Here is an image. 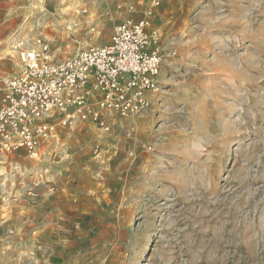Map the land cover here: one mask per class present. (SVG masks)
Masks as SVG:
<instances>
[{
  "label": "rangeland",
  "instance_id": "obj_1",
  "mask_svg": "<svg viewBox=\"0 0 264 264\" xmlns=\"http://www.w3.org/2000/svg\"><path fill=\"white\" fill-rule=\"evenodd\" d=\"M3 7L22 9L10 30L26 48L47 41L53 61L150 12L164 63L149 109L110 116L107 131L59 129L36 159L3 158L0 238L2 226L20 227L23 264H40L43 245L56 264L94 250L112 264H264V0Z\"/></svg>",
  "mask_w": 264,
  "mask_h": 264
},
{
  "label": "built area",
  "instance_id": "obj_2",
  "mask_svg": "<svg viewBox=\"0 0 264 264\" xmlns=\"http://www.w3.org/2000/svg\"><path fill=\"white\" fill-rule=\"evenodd\" d=\"M146 16L116 22L106 43L53 61L47 41L11 45L20 72L0 68V163L18 151L36 159L57 131L90 121L108 130L110 116L149 109L160 90L163 55Z\"/></svg>",
  "mask_w": 264,
  "mask_h": 264
},
{
  "label": "crops",
  "instance_id": "obj_3",
  "mask_svg": "<svg viewBox=\"0 0 264 264\" xmlns=\"http://www.w3.org/2000/svg\"><path fill=\"white\" fill-rule=\"evenodd\" d=\"M9 2V0H0V68L3 72L11 75L18 74L20 72V62L16 55V53L11 50L9 39H13L14 41L21 40L17 33V30L12 32L10 27L18 21L22 17V9L9 7L6 9L3 7ZM9 21L11 24L7 25V27L3 28V24H8ZM13 27V26H12ZM20 227L14 225L11 226H2L0 238L2 241L0 249L3 251V264H23V258L21 257V239L19 237ZM16 239V240H15ZM11 240L14 243H10ZM45 245H43V251L39 254V262L40 264H56L57 261L51 259V256H48ZM45 251V252H44ZM11 253V257L7 255ZM110 253L103 251H86L84 254H78L77 259L74 261V264H112L109 259ZM56 262V263H55Z\"/></svg>",
  "mask_w": 264,
  "mask_h": 264
},
{
  "label": "bare ground",
  "instance_id": "obj_4",
  "mask_svg": "<svg viewBox=\"0 0 264 264\" xmlns=\"http://www.w3.org/2000/svg\"><path fill=\"white\" fill-rule=\"evenodd\" d=\"M21 43H22V45H23V47H24L25 49H33V48H34V47H33V48H28V47L26 48V47L24 46V43H23V42H21ZM33 46H34V45H33ZM0 164H1V163H0Z\"/></svg>",
  "mask_w": 264,
  "mask_h": 264
}]
</instances>
